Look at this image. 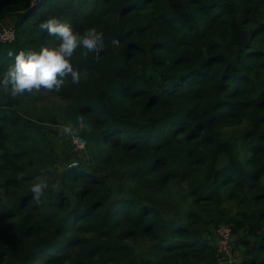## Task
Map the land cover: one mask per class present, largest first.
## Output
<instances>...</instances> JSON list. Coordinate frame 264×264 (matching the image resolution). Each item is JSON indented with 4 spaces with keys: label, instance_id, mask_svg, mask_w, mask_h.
Returning <instances> with one entry per match:
<instances>
[{
    "label": "trees",
    "instance_id": "1",
    "mask_svg": "<svg viewBox=\"0 0 264 264\" xmlns=\"http://www.w3.org/2000/svg\"><path fill=\"white\" fill-rule=\"evenodd\" d=\"M53 16L104 48L73 57L54 112L0 88V264H219L236 235L240 264H264V0H0V74L58 45ZM45 122L84 156L61 165Z\"/></svg>",
    "mask_w": 264,
    "mask_h": 264
},
{
    "label": "clouds",
    "instance_id": "2",
    "mask_svg": "<svg viewBox=\"0 0 264 264\" xmlns=\"http://www.w3.org/2000/svg\"><path fill=\"white\" fill-rule=\"evenodd\" d=\"M39 28L50 37L59 41L57 46H43L38 50H21L15 55L14 62L0 74V88L10 90L12 96L31 93L34 89H61L70 84L73 89L80 86L81 77L73 72L71 61L79 53L81 61L88 57H96L104 48V37L95 32L85 33L78 37L74 34L71 22L58 17H49L40 23ZM120 43L118 38L112 39L113 45ZM77 128L87 129L83 121L77 122ZM61 136L68 140L74 138L72 130L66 129ZM33 201L39 206L47 193L46 185L36 182L30 189Z\"/></svg>",
    "mask_w": 264,
    "mask_h": 264
},
{
    "label": "rangeland",
    "instance_id": "3",
    "mask_svg": "<svg viewBox=\"0 0 264 264\" xmlns=\"http://www.w3.org/2000/svg\"><path fill=\"white\" fill-rule=\"evenodd\" d=\"M14 20L12 17H7L0 20V40L3 39V36L5 34L7 39L13 40L15 37V29H14ZM8 33V34H7ZM14 33V35H13ZM37 99V101H35ZM28 108H31L32 110H44V109H50L51 111H55L56 107L63 106L64 103L61 101L55 93H53L50 90L47 89H40V90H33L28 95ZM35 111V112H36ZM49 130L53 128L58 133L57 135L52 138L53 143L57 152V155L60 159L61 165H63L67 160L74 159L78 160L77 158H82L83 153L80 152L79 149H83V146H77L75 142H71V138L68 140H65L61 133L65 130V127L60 126H53L51 123H43ZM50 135V134H49ZM77 137V136H76ZM79 138V137H78ZM79 147V148H78ZM80 152V153H79ZM172 190L177 193L178 190L182 191L183 187L181 186H174ZM227 203V202H226ZM235 203H229L227 204L228 209H235ZM218 228V227H217ZM217 228L212 233V236L214 235L215 238L214 241L217 244V247L219 250H222L228 245V243H225V240L223 238L219 239L217 236ZM239 236L233 237V242L231 243L230 251H226V254L222 255V260L219 264H240L241 261L244 259V248L238 243ZM144 245H137V249L139 252H141V249H144ZM224 252V251H223Z\"/></svg>",
    "mask_w": 264,
    "mask_h": 264
},
{
    "label": "built area",
    "instance_id": "4",
    "mask_svg": "<svg viewBox=\"0 0 264 264\" xmlns=\"http://www.w3.org/2000/svg\"><path fill=\"white\" fill-rule=\"evenodd\" d=\"M6 34V33H5ZM5 34H4V36H3V39L2 40H0L1 42H11V39H7L6 38V36H5ZM8 34V33H7ZM13 35H14V33H13ZM14 39V38H13ZM73 142H75L76 143V145L77 146H83V148H85V144H84V142L80 139V138H78V137H75L74 136V138H73ZM79 148V147H78ZM82 149V148H81ZM218 232V236L219 237H222L224 240H225V243L227 244V243H229V241H230V237H231V229L229 228V227H226V226H221V227H219V230L217 231ZM225 249H226V247H225Z\"/></svg>",
    "mask_w": 264,
    "mask_h": 264
}]
</instances>
